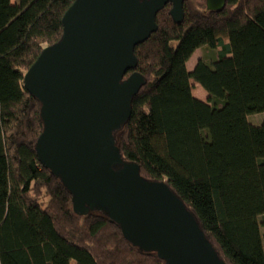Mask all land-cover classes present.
I'll use <instances>...</instances> for the list:
<instances>
[{"label":"trees","instance_id":"trees-1","mask_svg":"<svg viewBox=\"0 0 264 264\" xmlns=\"http://www.w3.org/2000/svg\"><path fill=\"white\" fill-rule=\"evenodd\" d=\"M73 1L0 0V264H165L106 212L75 210L37 157L41 104L24 74L60 40ZM170 8L134 48L145 81L116 144L184 200L227 264H264V118H250L264 114V0H226L221 10L184 0L180 23Z\"/></svg>","mask_w":264,"mask_h":264},{"label":"water","instance_id":"water-1","mask_svg":"<svg viewBox=\"0 0 264 264\" xmlns=\"http://www.w3.org/2000/svg\"><path fill=\"white\" fill-rule=\"evenodd\" d=\"M225 2L205 0L208 10ZM167 3L180 23L184 0L73 1L60 40L45 46L24 74L41 104L35 150L71 192L75 210L106 212L133 245L165 264H227L184 200L166 181L144 178L116 144L145 81L134 48L157 30Z\"/></svg>","mask_w":264,"mask_h":264},{"label":"rangeland","instance_id":"rangeland-1","mask_svg":"<svg viewBox=\"0 0 264 264\" xmlns=\"http://www.w3.org/2000/svg\"><path fill=\"white\" fill-rule=\"evenodd\" d=\"M202 51L201 49H197L194 54L192 55V57L189 59L188 61V67L190 69L193 68V65L195 64L197 58L201 55ZM193 83V93L195 96H197L200 99L206 100L207 99V92L206 90L195 80H192ZM264 118V114H257V115H253L250 116V118L254 121H259L261 118ZM71 264H77L76 261H72Z\"/></svg>","mask_w":264,"mask_h":264}]
</instances>
